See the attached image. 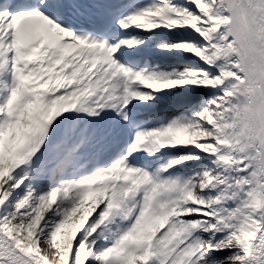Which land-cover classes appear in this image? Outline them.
<instances>
[{
  "label": "snow or ice",
  "instance_id": "6c2138e0",
  "mask_svg": "<svg viewBox=\"0 0 264 264\" xmlns=\"http://www.w3.org/2000/svg\"><path fill=\"white\" fill-rule=\"evenodd\" d=\"M0 264H264V0H0Z\"/></svg>",
  "mask_w": 264,
  "mask_h": 264
}]
</instances>
